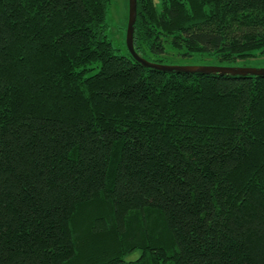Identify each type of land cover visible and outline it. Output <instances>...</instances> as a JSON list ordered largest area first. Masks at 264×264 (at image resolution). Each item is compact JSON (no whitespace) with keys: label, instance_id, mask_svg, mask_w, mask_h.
Segmentation results:
<instances>
[{"label":"trees","instance_id":"1","mask_svg":"<svg viewBox=\"0 0 264 264\" xmlns=\"http://www.w3.org/2000/svg\"><path fill=\"white\" fill-rule=\"evenodd\" d=\"M111 2L0 0V264H264V76L146 68ZM134 39L255 58L264 0H138Z\"/></svg>","mask_w":264,"mask_h":264},{"label":"rangeland","instance_id":"2","mask_svg":"<svg viewBox=\"0 0 264 264\" xmlns=\"http://www.w3.org/2000/svg\"><path fill=\"white\" fill-rule=\"evenodd\" d=\"M129 19V0H112L108 11L107 22L108 38L112 41L118 54L126 55L128 52L126 37ZM164 65L178 66H216V67H236L264 69V55L256 56L234 63L220 61L214 58L192 57V58H175L169 60ZM139 252L136 256H139Z\"/></svg>","mask_w":264,"mask_h":264},{"label":"water","instance_id":"3","mask_svg":"<svg viewBox=\"0 0 264 264\" xmlns=\"http://www.w3.org/2000/svg\"><path fill=\"white\" fill-rule=\"evenodd\" d=\"M138 17V0H129V19L127 28L126 44L133 58L141 63L144 67L159 70L162 72L172 73H200V74H220V75H238V76H264V69L236 68V67H216V66H178L152 63L142 58L135 49V25Z\"/></svg>","mask_w":264,"mask_h":264}]
</instances>
